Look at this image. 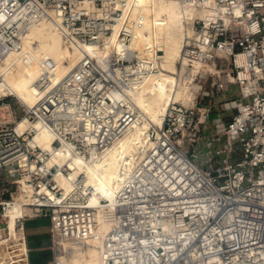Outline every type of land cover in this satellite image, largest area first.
<instances>
[{
	"label": "built area",
	"instance_id": "built-area-1",
	"mask_svg": "<svg viewBox=\"0 0 264 264\" xmlns=\"http://www.w3.org/2000/svg\"><path fill=\"white\" fill-rule=\"evenodd\" d=\"M177 1L216 12L191 20L194 34L186 35L182 53L191 65L215 64L199 74L212 79V92L202 97L222 95L229 121L206 137L201 117L210 109L172 103L122 171L101 221L85 175L72 178L68 165L50 161L64 145L75 155L102 156L142 122L129 89L159 71L163 50L150 47L139 57L131 49L145 30L139 1L0 0V61L22 51L44 21L67 47L104 48L116 40L121 48L101 61L84 52L59 79L57 61L40 56L36 104L0 124V264L29 263L26 223L39 218L50 220L48 264H63L65 243L84 249L97 237L101 264H194L193 251L204 264H264V0ZM23 118L54 135L52 150L38 144L36 129H20ZM59 172L74 185L69 194L56 182ZM18 198L25 211L12 231L7 207Z\"/></svg>",
	"mask_w": 264,
	"mask_h": 264
},
{
	"label": "bare ground",
	"instance_id": "bare-ground-1",
	"mask_svg": "<svg viewBox=\"0 0 264 264\" xmlns=\"http://www.w3.org/2000/svg\"><path fill=\"white\" fill-rule=\"evenodd\" d=\"M135 1L141 4L140 11L146 22L142 39L134 41L131 49L136 51L139 57L146 54L150 47L158 46L163 50L159 71L151 75H142L144 77L140 78V82L133 83L129 89L143 117L142 122L135 124L118 144L108 149L102 156L95 153H91L89 157L75 155L70 147L64 145L54 152L50 161L51 165L59 167L68 165L72 169L70 172L72 178L82 173L85 175V186L93 191L90 205L98 208L97 214L101 221H104L106 209L112 208L115 192L122 186V171L128 169L142 147L147 146L148 129L151 126H162L168 107L172 103L194 104L196 93L201 87L196 81L197 77L202 71L216 70L215 64L191 65L183 58L182 53L186 35L194 34L190 25L191 20L211 18L216 14L215 11L184 8L177 0H130ZM35 43L38 45L35 46ZM120 50L116 40L114 44L104 48L91 44L84 45L83 49L67 47L53 23L44 21L30 32L22 51L10 53L0 61V98L13 96L22 105L34 107L38 99L36 82L41 76L40 56L51 57L57 61L56 78L59 79L76 65L84 52L101 61L103 57L116 55ZM132 69L137 67L129 66V70ZM0 107L5 109L8 105L1 104ZM18 126L20 129L28 127L36 129L38 144L45 150H52L54 135L41 123H29L23 118L18 121ZM56 182L66 194L74 189L73 183L63 172L58 173ZM101 199H108L111 202L105 206L102 205ZM24 211L21 198L7 207L12 231L15 227V218ZM111 228L110 223H103V231H109ZM101 243V237L95 238L84 249L71 247L65 243L63 264H101L99 248ZM191 257L194 264H204L196 251L192 252Z\"/></svg>",
	"mask_w": 264,
	"mask_h": 264
},
{
	"label": "rangeland",
	"instance_id": "rangeland-1",
	"mask_svg": "<svg viewBox=\"0 0 264 264\" xmlns=\"http://www.w3.org/2000/svg\"><path fill=\"white\" fill-rule=\"evenodd\" d=\"M196 81L201 87L196 93V97H198V99L195 100V104H197L199 107L206 106L211 111L207 113V115L201 117V119H205V122L209 128V131L206 133V137H209L211 132L216 130L217 125L222 124V122L227 123L229 121V116L227 113L230 111L224 112L221 110L224 104V97L222 95H216L215 98L202 97V93L204 91L212 92V79L199 76L197 77ZM1 104L2 106L7 104L8 107L5 109L0 107V124L6 123L7 119L14 120V118L21 117L26 109V106L22 105L13 96L6 97L3 102H0V105ZM10 113H12V116H10ZM26 224L28 245L31 250V264H48L49 261L52 260L51 250L49 248L41 249V247H48L50 245V220L32 219L27 221Z\"/></svg>",
	"mask_w": 264,
	"mask_h": 264
},
{
	"label": "crops",
	"instance_id": "crops-1",
	"mask_svg": "<svg viewBox=\"0 0 264 264\" xmlns=\"http://www.w3.org/2000/svg\"><path fill=\"white\" fill-rule=\"evenodd\" d=\"M221 124H219V126H220ZM39 219H48V218H39ZM32 220V219H31ZM29 221V220H28ZM27 225V224H26ZM49 231H50V228H49ZM50 245H51V235H50ZM50 245L48 246V247H41V249H43V248H49L50 249ZM29 246V245H28ZM30 253H31V250H30ZM30 259V258H29ZM50 262V261H49ZM29 264H31V262L29 261Z\"/></svg>",
	"mask_w": 264,
	"mask_h": 264
}]
</instances>
